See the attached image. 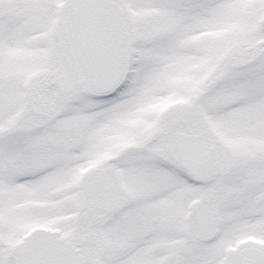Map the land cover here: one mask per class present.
Segmentation results:
<instances>
[{
    "label": "snow or ice",
    "instance_id": "1",
    "mask_svg": "<svg viewBox=\"0 0 264 264\" xmlns=\"http://www.w3.org/2000/svg\"><path fill=\"white\" fill-rule=\"evenodd\" d=\"M0 264H264V0H0Z\"/></svg>",
    "mask_w": 264,
    "mask_h": 264
}]
</instances>
